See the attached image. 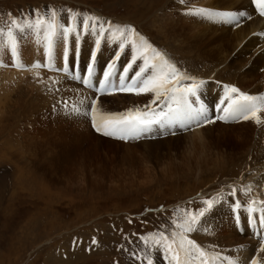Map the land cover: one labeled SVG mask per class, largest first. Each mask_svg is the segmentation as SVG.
<instances>
[{
	"label": "rangeland",
	"instance_id": "obj_1",
	"mask_svg": "<svg viewBox=\"0 0 264 264\" xmlns=\"http://www.w3.org/2000/svg\"><path fill=\"white\" fill-rule=\"evenodd\" d=\"M169 1L0 0V30L4 33L0 36L7 38V28L14 19L21 24L26 20L34 22L37 14L51 19L53 9L58 23L65 27L71 23L67 17L73 12L80 17L104 15L113 24L127 22L125 26L134 27L135 33L152 39L157 47L176 59L181 68L189 70L193 60L188 54L184 55L186 45L182 43H187L184 41L191 38L192 32L179 35L174 31L172 24L177 21L172 15L179 20L182 15L178 6L173 5V9L168 10ZM214 4L219 9L231 8L230 0H215ZM215 20L218 21L217 17ZM107 22L103 17L105 27ZM222 29L219 31L224 32ZM98 31V28L96 31L89 28L87 33L95 36ZM16 33L21 36L19 30ZM28 35L22 37L29 38ZM89 36L87 38L91 39ZM220 37L214 36L212 43L226 45L230 41L228 35L224 34L222 40ZM110 50L109 46L108 52ZM97 65L100 66V61ZM181 68H178L180 72ZM184 70L182 73L186 74ZM67 71L70 77L73 74L70 67ZM83 76L87 77L84 73ZM93 80L91 77L92 85ZM71 82L70 88L56 87L55 95H49V103H44L41 97L37 102L27 98L13 107L10 101L11 111L6 110L0 116V264H136L139 262L136 257L157 249L152 241L146 244L141 237L163 232L171 238L172 231L176 230L174 220L183 222L185 212L198 215L201 210L210 213L200 220L193 236L198 229L214 231L227 226L230 229L233 225L237 232L241 229L240 235L247 234L245 236L263 243L249 235L248 232L252 233L249 224L232 218L234 198L229 201L231 206L221 203L227 194L223 189L228 186V182H223L227 168L223 162L228 161L231 153L228 147L239 140L230 130L231 126L225 127L227 123L210 125V122L209 127H204L205 130L212 128L204 144L205 153L197 151L192 156L184 136L188 128L177 135L176 120L172 124H176L174 130L168 127L175 136L124 143L96 134L86 115L77 119L72 111L64 113L57 104L53 105L59 98V101L67 98L69 102L80 103L76 95H80L82 88ZM222 88L218 93L210 90L209 93H216L215 98L220 100ZM95 91L97 88L88 90L90 98L84 105L91 106L90 100L94 101L101 93ZM104 94L108 95L102 96L97 105L101 115L142 108L154 98L152 93L136 95L111 91ZM206 98L209 107L201 103L209 112L222 110L225 99L211 105L212 99ZM70 105L76 104L71 101ZM159 133L152 131L144 137ZM201 190L212 193L211 206L197 197ZM214 202L216 205L212 208ZM221 240L218 238V242ZM225 246L226 252L231 254L232 247L228 250L230 246ZM239 249L234 247L233 255ZM222 258L228 264L234 259L224 255Z\"/></svg>",
	"mask_w": 264,
	"mask_h": 264
},
{
	"label": "bare ground",
	"instance_id": "obj_2",
	"mask_svg": "<svg viewBox=\"0 0 264 264\" xmlns=\"http://www.w3.org/2000/svg\"><path fill=\"white\" fill-rule=\"evenodd\" d=\"M230 1L231 8L228 7L226 9L232 12L236 13L242 10V7L244 9L250 8L248 0ZM214 2L215 0H171L166 5L168 10L173 9L174 6H178L179 15H182V20L172 15V18L177 21V23L172 24L175 27L174 31L179 35L192 32V40L190 38L188 41H184L187 43H182V45H186V47L182 48L184 55L186 56L188 54L189 58L193 60V65L189 69L190 72L203 82L199 85L196 96H192V98L189 96L188 99L194 110H198L203 105L201 102L206 103L208 106L206 97L212 99L211 105H218L220 100L225 99V103L222 104L224 107H221V109L222 111L225 109V104L228 108L229 104L235 100L234 97L239 96V94H226L225 86L236 87L240 92L249 96L264 97V37L254 34L257 30H264V20L255 18L251 21H245L240 28L235 30L233 26L228 27V23L216 21L215 17H207L199 14V9H207L213 13L217 12L219 8H217L218 5H215ZM221 27H223L222 30L224 32L219 31ZM25 33L27 35L29 34V38L22 37L26 35ZM14 34L19 38H17V54L12 53L7 42L5 45L4 42L2 43L3 39L0 36V116L6 110L11 111L10 101L13 102V107L19 104L21 100L27 98L29 101L33 99L32 101L37 102L41 97L44 98V103H49V100H51L49 95H55L56 87L61 89L71 87L69 84L71 81L69 83L66 81L69 72L64 70L68 67V58L66 61L61 60L62 56L65 60V39L60 37L56 39L53 47L52 60L50 62L45 42L43 41V32H41L39 37L30 29L22 32L20 37L15 31ZM224 34L230 37V41L226 45L212 43L214 36L219 35L220 37L222 35L220 37L222 40ZM92 37L93 33H91ZM90 43V47H92L94 45L93 39ZM108 47H106L107 50L103 48L102 51L104 53H102L103 56L101 57L107 54ZM232 53H234L233 56ZM98 61H100L101 66L103 58H100ZM182 72L183 70H181ZM93 79V85L94 87L96 86L94 89H96L98 88L94 84L96 78L94 77ZM194 80L192 79L191 83L182 81L181 86H190L194 83ZM112 83L118 85L115 75L112 77ZM219 85L223 87V90L220 92L222 94L220 100L215 98L220 88ZM209 90L217 92L211 95ZM107 92L110 93L111 91ZM107 92L105 91L104 93ZM88 94V90L83 89L80 91V95L78 93L74 95L79 99V104L84 106L83 103H86L85 101L90 98ZM90 102L93 101L90 100ZM185 110L184 106L183 110L180 109L181 114L177 116L176 122L177 127L181 125L184 128H188V131L184 135L187 140V147L190 149L189 151L187 149V151L190 156L194 155V152L197 151L204 154V144L208 142L207 135L211 134L212 128L205 130L201 127L204 123V116L200 117L201 122L198 124L195 119H189L183 115ZM257 115L264 120V109L258 112ZM261 123L257 124L255 118H250L239 124L231 125L227 123L228 125L225 126H231L230 130H233L234 136L238 137L239 140L236 141V145H233V147H228L231 153L229 152L228 161L225 162L224 160L223 162V165L225 167L227 166L224 171L226 179L223 182L229 183L231 180L238 181L233 183L232 186L239 199L241 200L243 197L246 198L248 196L249 202L252 203L255 201V205L264 207V203H262L264 202V126H261ZM165 126L172 128V130L176 128V124ZM250 206L248 204V209ZM232 214V218L244 222L247 225L249 224V218L253 226L256 223L259 225L260 216L255 211L250 212L248 210V213L241 217L240 214V216H234L233 209ZM197 231L194 237L199 238L197 245L204 251L205 255L202 257L205 259L203 258L201 261L193 260V264H202V262L203 264H228L225 263L226 259L222 258L225 254L221 256L213 252L215 248H222L224 251H227L226 246L221 247L215 244L229 245L230 248L228 250L232 247V255L234 247H240V251L234 252L232 256L236 260L232 259L231 262L235 261L237 264H249L254 260L258 264L263 263L261 260H264V255L260 256V250L264 244L245 236L247 234L240 235L234 229L233 225H230V229L227 226L225 228L215 229L214 231L209 228L198 229ZM204 231L210 234H205ZM218 238L222 240L218 242ZM234 243H237V245L239 243V245L234 246ZM254 245L255 248H251ZM238 259L241 260L238 261Z\"/></svg>",
	"mask_w": 264,
	"mask_h": 264
},
{
	"label": "snow or ice",
	"instance_id": "obj_3",
	"mask_svg": "<svg viewBox=\"0 0 264 264\" xmlns=\"http://www.w3.org/2000/svg\"><path fill=\"white\" fill-rule=\"evenodd\" d=\"M255 4L259 14L264 16V0H252ZM199 14L207 17H219L229 23L237 21L241 15L244 14H232V13H220V12H210L207 9H199ZM78 13L73 12L71 18L73 20L72 26L65 27L63 24L58 23L57 12L55 9L51 11V19L37 14V19L32 21H24L23 24L16 21H12V25L9 27L6 36L7 44L10 46L13 54H17V37L14 34V29L19 30L21 33L26 29H30L35 32L37 37L43 32V41L47 49L48 59L51 62L53 55V47L56 39L58 37L67 39L69 34L75 33L77 38H79L78 25L76 23ZM89 21H92L91 30L96 31L99 29L100 36L104 32H110L111 36L115 39L117 35L124 39H130L132 35H135L139 40V43L132 41V48L134 55L132 56V61L129 63L127 68L123 70V74L119 76V85L112 83L113 65H108V70L103 73V81L99 83L97 91L103 93L105 91H120V92H133L136 95L142 93H152L154 98L149 104L145 105L143 109H129L124 113H110L98 115V109L95 106V101H93L91 107V117L93 127L97 132L102 133L105 136H111L118 139H138L147 133L154 130L155 126L164 127L165 125H172L176 120L177 116L181 114L180 106L185 107L183 115L187 116L189 119H195L199 124L200 117L204 116L203 122H214L207 119L206 109L201 106L198 110L192 109L191 104L188 101L189 96L195 97L200 84L203 82L193 83L190 86H181L182 81L194 79L180 72V70L171 63L164 53L154 48L148 41L135 33V29L131 26H118L113 25L111 22H107V28L104 23L99 21L97 17H84L82 21V28L84 31L89 30ZM128 33L129 36L126 37L125 34ZM0 35H4L2 30H0ZM100 39L96 41L97 48L99 47ZM120 50L124 48V43L121 42L119 45ZM65 61L67 60V51L64 53ZM142 60V66L139 70L135 72L134 76L131 78L130 82L126 83L128 79L127 73L131 69L132 64L136 62L137 59ZM94 59V57H92ZM116 59H119L117 55ZM67 71V69H64ZM93 68L89 66L86 69L87 78H82L79 75H75L74 78L81 79V82L89 87H92L91 77L93 75ZM226 94L238 93L239 100H233L229 104L228 108H225L224 115L218 117V119L225 120L229 119H250L255 118L257 124L261 123V118L257 115L262 109H264V97H254L242 93L236 87L225 86ZM163 100V103L168 106V112L163 110L157 111L153 105L157 104V101ZM175 103L178 107L177 109H172L171 105ZM73 111L79 113V109L75 106ZM250 191V189H249ZM234 194V193H233ZM211 206L212 201L206 202ZM253 204L256 202L253 201ZM264 203V202H262ZM236 207L239 208L240 205L237 202ZM249 211H253L252 207H249ZM204 210H201L198 214L202 216ZM198 215H193L185 212V219L183 222L173 221L175 229L171 233V238L165 235L163 232L153 233L149 236L141 237L146 244L148 241H152L154 245L162 247L166 254L170 253V259L174 264H185L181 259V253L184 257H189L192 251H196L200 256H204V251L200 248L195 241L188 238L186 233H190L195 230V225L198 222ZM136 259H141L136 257ZM145 259H147V264H153L152 259L149 254H146ZM203 264V262H202ZM230 264H237V262L232 261ZM255 264V262H253Z\"/></svg>",
	"mask_w": 264,
	"mask_h": 264
}]
</instances>
